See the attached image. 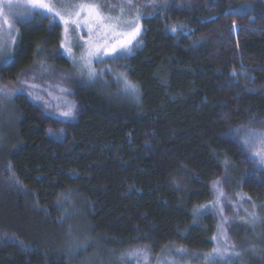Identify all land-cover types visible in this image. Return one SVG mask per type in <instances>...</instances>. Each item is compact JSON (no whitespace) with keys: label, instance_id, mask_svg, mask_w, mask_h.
Masks as SVG:
<instances>
[{"label":"trees","instance_id":"1","mask_svg":"<svg viewBox=\"0 0 264 264\" xmlns=\"http://www.w3.org/2000/svg\"><path fill=\"white\" fill-rule=\"evenodd\" d=\"M241 2L141 16L133 53L109 63L104 81L74 86L84 108L62 146L22 96L3 102L10 118L0 129V264H115L113 255L137 248L208 254L219 222L207 209L216 176L231 198L262 207L256 232L237 226L241 255L232 263L253 252L264 264V172L248 178L241 150L215 135L264 128V6ZM60 41L46 18L19 23L0 83L13 84L44 53L68 70ZM149 135L156 141L147 150Z\"/></svg>","mask_w":264,"mask_h":264},{"label":"rangeland","instance_id":"2","mask_svg":"<svg viewBox=\"0 0 264 264\" xmlns=\"http://www.w3.org/2000/svg\"><path fill=\"white\" fill-rule=\"evenodd\" d=\"M203 0H46L52 6L49 12L43 8H33L29 0H0V62L7 61L15 45L18 24L28 21L34 16L48 19L60 27V51L69 61V69L48 63L47 59L54 53L39 55L37 63L22 72L13 84L0 83V129L9 121V102L16 96H22L33 108L36 118L43 122L42 127L51 141L62 146L70 127L82 113L84 104L75 89L78 83L92 81L98 77L105 80V72L111 71L112 65L119 58H125L139 46L141 16L150 15L165 9L168 14L182 15L195 9ZM207 1V0H206ZM218 0L211 3L223 4ZM224 2L223 0H221ZM246 1L264 6V0H229L227 7L236 6L237 2ZM242 3V2H241ZM9 4L11 6H9ZM96 5L98 11L106 18L103 24L90 18L88 10L80 9V5ZM205 6V3L203 4ZM245 5V4H244ZM237 6L233 11H246L247 6ZM207 6V5H206ZM56 12L61 15L57 16ZM79 12V16L75 13ZM61 16L63 19H61ZM65 20L68 21L65 24ZM75 21V22H73ZM115 25V31L104 25ZM174 30H183L182 24H172ZM139 28L138 34L130 43L128 34ZM123 33V35H118ZM115 46V51H112ZM104 66V68H103ZM95 80V79H94ZM120 80L127 84L124 75ZM129 85V83H128ZM70 112L65 116L63 113ZM253 128V129H252ZM251 127L227 129L215 132L217 138L224 142H232L241 150L247 169V177L259 179V171L264 172V128L259 124ZM156 139L152 136L144 138L147 150L153 149ZM257 175V176H256ZM257 178V179H256ZM220 178L212 180L213 201L207 207L217 214L218 229L213 238V250L199 256L196 253L167 248L163 252L152 254L148 249H130L119 256L111 258L115 264H233L241 255L238 241H235L236 229H241L246 236L256 232L262 223V207L253 202L250 209L244 197L233 199L221 185ZM250 180V179H249ZM250 211V214H249ZM238 212L250 220L240 221ZM260 215H259V214ZM239 219V220H238ZM243 242H247L244 239ZM250 250L245 248L244 250ZM251 252V251H250ZM251 252L243 258L241 264H257ZM113 262V263H114ZM87 264H111L102 262L97 257Z\"/></svg>","mask_w":264,"mask_h":264},{"label":"snow or ice","instance_id":"3","mask_svg":"<svg viewBox=\"0 0 264 264\" xmlns=\"http://www.w3.org/2000/svg\"><path fill=\"white\" fill-rule=\"evenodd\" d=\"M29 2L32 4L33 8H43V9H46L47 11H49V12L53 11L52 6H50V4L46 2V0H29ZM9 6H11V5L9 4ZM80 9L81 10L87 9L90 18H94L97 23L103 24L104 20L106 19L98 11V6H96V5L83 4V5H80ZM79 14H80L79 12L75 13L76 16H79ZM56 15L60 16L61 14L59 12H56ZM61 19H63L62 16H61ZM64 22H65V24L68 23L67 20H65ZM73 22H75V21H73ZM104 27L105 28H110L113 31H115V27L116 26L113 25V24H107V25H104ZM138 32H139V28L137 27L132 33L128 34L129 38H128L127 41H121V45H123L124 43H130L131 39L135 38V36L138 34ZM118 35H123V33H118ZM112 51H115V46H113ZM128 87H131L133 89L135 88L134 85H128ZM63 115L69 116V115H71V113L70 112H65V113H63Z\"/></svg>","mask_w":264,"mask_h":264},{"label":"water","instance_id":"4","mask_svg":"<svg viewBox=\"0 0 264 264\" xmlns=\"http://www.w3.org/2000/svg\"><path fill=\"white\" fill-rule=\"evenodd\" d=\"M237 31H238V27L236 25H233L232 26V32H233V34L235 35L237 33Z\"/></svg>","mask_w":264,"mask_h":264}]
</instances>
